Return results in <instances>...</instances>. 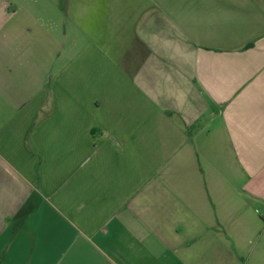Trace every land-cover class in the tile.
Returning a JSON list of instances; mask_svg holds the SVG:
<instances>
[{
    "label": "crops",
    "instance_id": "1",
    "mask_svg": "<svg viewBox=\"0 0 264 264\" xmlns=\"http://www.w3.org/2000/svg\"><path fill=\"white\" fill-rule=\"evenodd\" d=\"M238 196L264 0H0V264H264Z\"/></svg>",
    "mask_w": 264,
    "mask_h": 264
},
{
    "label": "rangeland",
    "instance_id": "2",
    "mask_svg": "<svg viewBox=\"0 0 264 264\" xmlns=\"http://www.w3.org/2000/svg\"><path fill=\"white\" fill-rule=\"evenodd\" d=\"M246 202L249 203L251 201L248 200V199H247V201H245L244 197L238 196V205H239L238 211H239L240 215L243 216V217L253 218V219H254V217H256L258 219H254V220H258V221L261 222V224L264 225V220L260 219L259 216H258L260 212H263V208L258 206V207H260V209L258 208V211H259L258 214L254 210H252V212H251L249 210V208L251 207L250 203L246 204ZM258 228H259V223H257V224L255 223V225H254L255 231H257L256 229H258Z\"/></svg>",
    "mask_w": 264,
    "mask_h": 264
},
{
    "label": "built area",
    "instance_id": "3",
    "mask_svg": "<svg viewBox=\"0 0 264 264\" xmlns=\"http://www.w3.org/2000/svg\"><path fill=\"white\" fill-rule=\"evenodd\" d=\"M256 211L259 212L258 209H256ZM261 217L264 219V212L261 214Z\"/></svg>",
    "mask_w": 264,
    "mask_h": 264
}]
</instances>
